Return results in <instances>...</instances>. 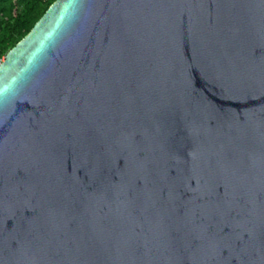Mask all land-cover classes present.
<instances>
[{"label":"water","instance_id":"obj_1","mask_svg":"<svg viewBox=\"0 0 264 264\" xmlns=\"http://www.w3.org/2000/svg\"><path fill=\"white\" fill-rule=\"evenodd\" d=\"M0 264H264V0H55L0 62Z\"/></svg>","mask_w":264,"mask_h":264},{"label":"trees","instance_id":"obj_2","mask_svg":"<svg viewBox=\"0 0 264 264\" xmlns=\"http://www.w3.org/2000/svg\"><path fill=\"white\" fill-rule=\"evenodd\" d=\"M55 0H0V60Z\"/></svg>","mask_w":264,"mask_h":264},{"label":"clouds","instance_id":"obj_3","mask_svg":"<svg viewBox=\"0 0 264 264\" xmlns=\"http://www.w3.org/2000/svg\"><path fill=\"white\" fill-rule=\"evenodd\" d=\"M5 56V55H4ZM4 58V57H3ZM3 58L0 60V62L3 60Z\"/></svg>","mask_w":264,"mask_h":264}]
</instances>
